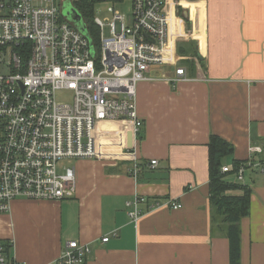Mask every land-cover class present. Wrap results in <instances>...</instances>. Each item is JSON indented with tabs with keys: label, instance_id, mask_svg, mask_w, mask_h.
Here are the masks:
<instances>
[{
	"label": "crops",
	"instance_id": "crops-1",
	"mask_svg": "<svg viewBox=\"0 0 264 264\" xmlns=\"http://www.w3.org/2000/svg\"><path fill=\"white\" fill-rule=\"evenodd\" d=\"M164 7L170 57L178 41L193 42L194 75L172 84L173 60L152 68L137 88L136 143L129 121L103 122L99 156L73 165L74 197L16 200L0 213V239L18 262L57 264L65 243L79 241L92 250L88 264H230L229 239L212 230L208 143L217 134L235 148L224 166L247 163L243 184L252 189L241 264H264V0H165ZM137 196L147 201L135 221L128 203Z\"/></svg>",
	"mask_w": 264,
	"mask_h": 264
},
{
	"label": "built area",
	"instance_id": "built-area-1",
	"mask_svg": "<svg viewBox=\"0 0 264 264\" xmlns=\"http://www.w3.org/2000/svg\"><path fill=\"white\" fill-rule=\"evenodd\" d=\"M64 1L0 0V213L9 212L16 200L74 197L75 168L61 164V174L59 165L98 157L103 122L129 121L136 143L143 124L138 85L150 79L152 68L170 62L165 0H133L130 19L108 6V36L103 20L95 17L98 58L89 38L63 15ZM189 79L187 70L176 66L171 82ZM59 93L69 97L59 99ZM157 165L155 159L148 166ZM139 170L135 165L129 172ZM245 171L241 165L242 183ZM145 201L137 196L128 203L133 220L138 221ZM181 206L172 203L173 210ZM109 240L103 237L102 242ZM12 248L0 239V264H25L15 259ZM91 253L89 245L68 241L57 264H88Z\"/></svg>",
	"mask_w": 264,
	"mask_h": 264
},
{
	"label": "trees",
	"instance_id": "trees-1",
	"mask_svg": "<svg viewBox=\"0 0 264 264\" xmlns=\"http://www.w3.org/2000/svg\"><path fill=\"white\" fill-rule=\"evenodd\" d=\"M102 0H71L72 6L81 14L83 23L92 40L94 55L101 54L100 29L95 23V3ZM177 52L184 58L181 65L189 76L195 73V46L190 41H178ZM187 58V59H186ZM209 147V191L213 207V233L225 234L230 242V264H241V220L248 216L251 207L252 189L238 180V170L247 163L235 161L227 172L223 171L225 157L233 154V144L217 134H212ZM235 175L237 180L229 178ZM239 192V193H238Z\"/></svg>",
	"mask_w": 264,
	"mask_h": 264
},
{
	"label": "rangeland",
	"instance_id": "rangeland-1",
	"mask_svg": "<svg viewBox=\"0 0 264 264\" xmlns=\"http://www.w3.org/2000/svg\"><path fill=\"white\" fill-rule=\"evenodd\" d=\"M108 6H114L115 8L120 11V13L124 14L127 16L128 19L132 17L133 14V0H102V1H97L95 3V17H99L101 20H103L104 26H103V34L105 36H108L110 33V28H109V22H110V15L106 12V9ZM64 8V9H63ZM73 9V6L71 4L70 0H65L63 5H62V10H64V14L69 16L71 15V11ZM171 56V48L169 47V53L168 57L172 61L176 63L175 66H180L181 65V60L184 58L183 56H180L177 52V56L175 57H170ZM187 59V58H186ZM196 69V67H195ZM172 83V82H171ZM174 84V83H172ZM68 94H58V98H63L66 99L68 98ZM76 161L68 162L67 160L62 161L59 165V173H64L65 170L61 168V164L68 165L69 167H73V164H75Z\"/></svg>",
	"mask_w": 264,
	"mask_h": 264
},
{
	"label": "water",
	"instance_id": "water-1",
	"mask_svg": "<svg viewBox=\"0 0 264 264\" xmlns=\"http://www.w3.org/2000/svg\"><path fill=\"white\" fill-rule=\"evenodd\" d=\"M64 9V8H63ZM73 11H71V15H69V16H67V15H65L64 14V10H63V15L69 20V21H71V22H73L76 26H77V28L83 33V34H85L88 38H89V40H90V42H91V45H92V51L94 52V48H93V43H92V40H91V38H90V36H89V34H88V32H87V29H86V26H85V24L83 23V19H82V16H81V14L73 7V9H72ZM133 136V133H131L130 134V137H129V139H130V144H131V137Z\"/></svg>",
	"mask_w": 264,
	"mask_h": 264
}]
</instances>
